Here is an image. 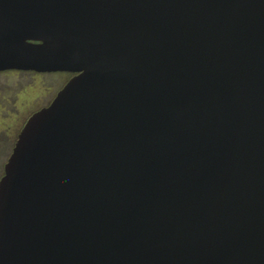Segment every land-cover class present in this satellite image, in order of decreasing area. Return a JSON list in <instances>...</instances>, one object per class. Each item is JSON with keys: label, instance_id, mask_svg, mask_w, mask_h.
Segmentation results:
<instances>
[{"label": "water", "instance_id": "95a60500", "mask_svg": "<svg viewBox=\"0 0 264 264\" xmlns=\"http://www.w3.org/2000/svg\"><path fill=\"white\" fill-rule=\"evenodd\" d=\"M66 73L0 179V264H264V0H0V72Z\"/></svg>", "mask_w": 264, "mask_h": 264}, {"label": "rangeland", "instance_id": "374dc122", "mask_svg": "<svg viewBox=\"0 0 264 264\" xmlns=\"http://www.w3.org/2000/svg\"><path fill=\"white\" fill-rule=\"evenodd\" d=\"M71 77L66 73L0 72V179L27 119L47 107Z\"/></svg>", "mask_w": 264, "mask_h": 264}]
</instances>
